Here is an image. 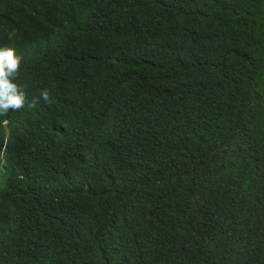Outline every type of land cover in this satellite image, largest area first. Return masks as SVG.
I'll return each mask as SVG.
<instances>
[{
    "label": "trees",
    "instance_id": "16d2710c",
    "mask_svg": "<svg viewBox=\"0 0 264 264\" xmlns=\"http://www.w3.org/2000/svg\"><path fill=\"white\" fill-rule=\"evenodd\" d=\"M0 47V264H264V0H0Z\"/></svg>",
    "mask_w": 264,
    "mask_h": 264
},
{
    "label": "clouds",
    "instance_id": "9594fccd",
    "mask_svg": "<svg viewBox=\"0 0 264 264\" xmlns=\"http://www.w3.org/2000/svg\"><path fill=\"white\" fill-rule=\"evenodd\" d=\"M22 57L17 55L13 48L0 47V117L8 115L9 111H18L28 107H35L33 100L28 104L25 91L15 83L17 79ZM40 98L45 102L49 100V93L44 90Z\"/></svg>",
    "mask_w": 264,
    "mask_h": 264
}]
</instances>
